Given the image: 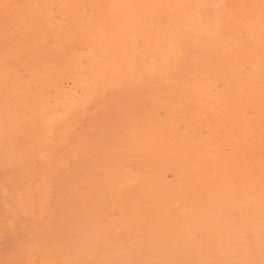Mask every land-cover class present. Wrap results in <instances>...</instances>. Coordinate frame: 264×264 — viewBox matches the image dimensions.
I'll return each instance as SVG.
<instances>
[{"label": "bare ground", "instance_id": "1", "mask_svg": "<svg viewBox=\"0 0 264 264\" xmlns=\"http://www.w3.org/2000/svg\"><path fill=\"white\" fill-rule=\"evenodd\" d=\"M0 264H264V0H0Z\"/></svg>", "mask_w": 264, "mask_h": 264}]
</instances>
